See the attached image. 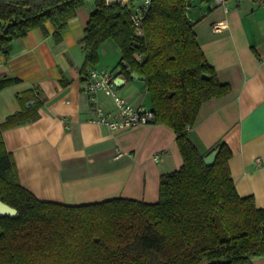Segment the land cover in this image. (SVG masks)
<instances>
[{"label":"trees","instance_id":"1","mask_svg":"<svg viewBox=\"0 0 264 264\" xmlns=\"http://www.w3.org/2000/svg\"><path fill=\"white\" fill-rule=\"evenodd\" d=\"M85 1L0 0V51L7 54L10 42L32 28L46 33V21L60 41ZM92 1L80 73L86 76L97 63L99 44L113 39L120 50L118 73L144 76L152 121L174 131L182 164L160 174L155 202L39 199L19 182L1 133L37 118L35 101L0 123V200L18 211L0 215V264H253V257L264 255V207L252 195L237 193L228 167L232 152L224 141L200 153L188 136L201 104L230 91L200 48L187 16L191 0H151L143 36L134 34L128 7ZM17 80L0 77V90ZM214 149L213 164H205L203 156Z\"/></svg>","mask_w":264,"mask_h":264},{"label":"crops","instance_id":"2","mask_svg":"<svg viewBox=\"0 0 264 264\" xmlns=\"http://www.w3.org/2000/svg\"><path fill=\"white\" fill-rule=\"evenodd\" d=\"M195 1L187 16L218 80L230 91L201 104L188 136L200 153L224 141L232 152L228 167L237 193L252 195L256 206L264 207V5L226 0L225 10L200 0L190 9ZM92 8V0L78 7L58 42L46 21V33L32 28L10 42L7 54L0 51V77L18 78L0 90V123L39 103L37 118L2 129L3 142L19 182L39 199L75 205L112 197L155 202L160 174L182 164L175 133L156 121L119 130L89 121L94 106L80 68ZM214 23L223 27L214 32ZM97 56L92 68L118 73L120 50L113 39L99 44ZM118 75L123 80L118 94L149 108L144 81ZM98 103L105 110L116 108L102 93ZM252 262L264 264V255Z\"/></svg>","mask_w":264,"mask_h":264},{"label":"built area","instance_id":"3","mask_svg":"<svg viewBox=\"0 0 264 264\" xmlns=\"http://www.w3.org/2000/svg\"><path fill=\"white\" fill-rule=\"evenodd\" d=\"M241 1V0H236ZM255 1L264 5V0ZM151 0H105V4L118 3L128 7V17L134 26V34L143 36V20ZM214 6L226 7V0H212ZM223 27L222 23H214L212 30L214 32ZM134 57L140 59L141 55L135 53ZM119 76L114 70L91 68L86 73L83 80V90L86 92L89 101L93 104V114L89 121L107 126L111 130L125 129L137 124L149 123L153 120V112L145 106H134L117 92V86L114 83L115 78ZM110 96L116 106L114 110H105L98 103L100 94ZM257 161H259L257 159Z\"/></svg>","mask_w":264,"mask_h":264},{"label":"water","instance_id":"4","mask_svg":"<svg viewBox=\"0 0 264 264\" xmlns=\"http://www.w3.org/2000/svg\"><path fill=\"white\" fill-rule=\"evenodd\" d=\"M131 76L133 78H136V79L144 80L143 75H139L135 72H133L131 74ZM203 76H205V75H203ZM122 82H123V80L120 79L119 76H117L114 80V83L117 87L120 86ZM216 154H217V149H214L210 153H208L207 155L203 156L204 163L207 165L213 164ZM0 215L17 216L18 211L15 207H13V206L9 205L8 203L0 200Z\"/></svg>","mask_w":264,"mask_h":264},{"label":"rangeland","instance_id":"5","mask_svg":"<svg viewBox=\"0 0 264 264\" xmlns=\"http://www.w3.org/2000/svg\"><path fill=\"white\" fill-rule=\"evenodd\" d=\"M196 3H194V4H191V7H190V9H193L194 7H196V4H199L200 3V0H196L195 1ZM192 5H194V6H192ZM188 12V11H187Z\"/></svg>","mask_w":264,"mask_h":264}]
</instances>
